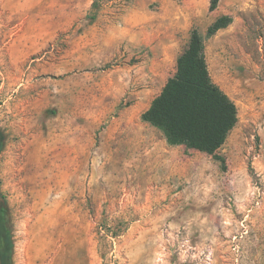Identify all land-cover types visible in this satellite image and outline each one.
<instances>
[{"label": "rangeland", "instance_id": "rangeland-1", "mask_svg": "<svg viewBox=\"0 0 264 264\" xmlns=\"http://www.w3.org/2000/svg\"><path fill=\"white\" fill-rule=\"evenodd\" d=\"M209 5L0 0L15 264H264V0ZM194 27L238 108L224 162L142 118Z\"/></svg>", "mask_w": 264, "mask_h": 264}, {"label": "trees", "instance_id": "trees-1", "mask_svg": "<svg viewBox=\"0 0 264 264\" xmlns=\"http://www.w3.org/2000/svg\"><path fill=\"white\" fill-rule=\"evenodd\" d=\"M221 0H210V11ZM231 17L217 18L207 30L212 36L227 27ZM143 120L161 130L170 145H183L214 156L237 125L238 108L233 99L213 80L198 27L191 31L187 48L177 58L175 73L167 80L142 114ZM0 130V154L5 146ZM15 230L7 197L2 189L0 167V264H15Z\"/></svg>", "mask_w": 264, "mask_h": 264}, {"label": "crops", "instance_id": "crops-1", "mask_svg": "<svg viewBox=\"0 0 264 264\" xmlns=\"http://www.w3.org/2000/svg\"><path fill=\"white\" fill-rule=\"evenodd\" d=\"M209 2H210V0H209ZM221 2V1H220Z\"/></svg>", "mask_w": 264, "mask_h": 264}]
</instances>
